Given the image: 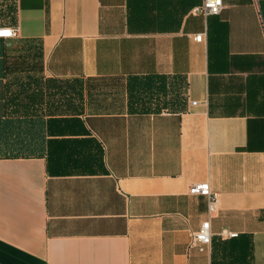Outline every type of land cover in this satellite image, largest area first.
<instances>
[{"label": "crops", "instance_id": "obj_1", "mask_svg": "<svg viewBox=\"0 0 264 264\" xmlns=\"http://www.w3.org/2000/svg\"><path fill=\"white\" fill-rule=\"evenodd\" d=\"M202 2L0 0V148L26 154L0 153V264H264V0ZM11 69L79 81L77 109Z\"/></svg>", "mask_w": 264, "mask_h": 264}, {"label": "trees", "instance_id": "obj_2", "mask_svg": "<svg viewBox=\"0 0 264 264\" xmlns=\"http://www.w3.org/2000/svg\"><path fill=\"white\" fill-rule=\"evenodd\" d=\"M11 74L19 76L20 81L11 82L13 89L28 92L36 90L44 96H52L56 100L57 110L62 112L75 111L79 101L82 99V88L79 81L44 78L38 74L30 72V70L11 69ZM12 89V88H11ZM51 89V91H50ZM51 94V95H50ZM0 153L5 157L25 156L17 147L0 148Z\"/></svg>", "mask_w": 264, "mask_h": 264}, {"label": "built area", "instance_id": "obj_3", "mask_svg": "<svg viewBox=\"0 0 264 264\" xmlns=\"http://www.w3.org/2000/svg\"><path fill=\"white\" fill-rule=\"evenodd\" d=\"M257 9L258 1L253 0ZM222 6L221 0H203L202 4L195 6L192 9L193 13H203L207 14H217L220 11ZM17 35V29L12 27L0 28V37L8 38ZM200 34L194 36L195 39H198ZM194 103V102H193ZM189 194L202 195L206 198L207 201V214L208 217L201 222L199 228L191 232L189 247H195L198 251H204L208 248L211 240V229H210V217L216 212L218 208L219 195L217 192L211 190L209 183L204 182H194L188 187ZM219 236L222 238H231L237 236L236 232H233L227 228H222L218 232Z\"/></svg>", "mask_w": 264, "mask_h": 264}]
</instances>
